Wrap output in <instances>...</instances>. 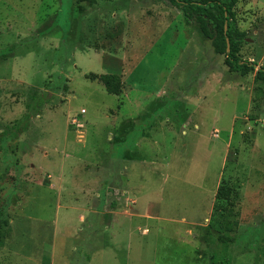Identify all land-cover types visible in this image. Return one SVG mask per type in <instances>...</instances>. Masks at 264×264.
<instances>
[{
	"label": "rangeland",
	"instance_id": "rangeland-1",
	"mask_svg": "<svg viewBox=\"0 0 264 264\" xmlns=\"http://www.w3.org/2000/svg\"><path fill=\"white\" fill-rule=\"evenodd\" d=\"M234 19L239 57L264 66V0H239ZM11 44L0 205L16 204L0 264H209L219 248L203 229L231 207L220 185L237 194L230 264H262L255 70L230 72L167 0H0V51ZM112 62L127 68L118 95L86 76L113 73Z\"/></svg>",
	"mask_w": 264,
	"mask_h": 264
},
{
	"label": "trees",
	"instance_id": "trees-1",
	"mask_svg": "<svg viewBox=\"0 0 264 264\" xmlns=\"http://www.w3.org/2000/svg\"><path fill=\"white\" fill-rule=\"evenodd\" d=\"M88 3L94 0H82ZM239 0H167V2L180 11L182 20L186 26H192L194 30L207 42V49L215 54L224 55V62L228 66L230 72H236L240 75H245L250 70H255L254 80L258 84L257 89H262L264 86V66H259L256 69V63L239 57V43L243 40L244 33L239 31L234 19V7ZM226 24V30H224ZM48 31L43 27L38 29L35 35L28 39L39 35L44 36ZM226 39L228 40V48L226 50ZM26 40V39H25ZM21 40L20 42H23ZM19 42V44H20ZM19 44H11L0 51V58L6 59L15 52ZM90 79H97L105 88V91L110 94L118 95L121 91V80L119 73H103L86 74ZM256 115L250 118L255 119ZM236 187V186H235ZM216 198L225 200L231 207H226V216L222 219H217L219 225H206L203 229L202 236L204 240H208L212 246L218 247L217 250H212V259L209 264H230L231 258L227 253V247L239 239L240 235L232 234L236 224L229 217L238 214L234 211V198L237 195L234 185L223 187L220 185L216 190ZM10 200L5 199V202L0 205V245L4 240V232L8 227V216L6 208L9 204H16L14 195ZM234 197V198H233ZM220 254V255H219ZM264 264V259L262 260Z\"/></svg>",
	"mask_w": 264,
	"mask_h": 264
},
{
	"label": "crops",
	"instance_id": "crops-1",
	"mask_svg": "<svg viewBox=\"0 0 264 264\" xmlns=\"http://www.w3.org/2000/svg\"><path fill=\"white\" fill-rule=\"evenodd\" d=\"M116 61H118V60L116 59ZM111 68L113 69L111 72L122 74V77H123V75L125 76V74H126L125 69H127V68H124L123 66H121L120 63L112 62L111 66H108L107 69L111 70ZM131 70H133V68H131L130 71Z\"/></svg>",
	"mask_w": 264,
	"mask_h": 264
},
{
	"label": "water",
	"instance_id": "water-1",
	"mask_svg": "<svg viewBox=\"0 0 264 264\" xmlns=\"http://www.w3.org/2000/svg\"><path fill=\"white\" fill-rule=\"evenodd\" d=\"M224 30H226V24H224ZM228 46H229L228 40L226 39V50L227 51L229 50Z\"/></svg>",
	"mask_w": 264,
	"mask_h": 264
}]
</instances>
